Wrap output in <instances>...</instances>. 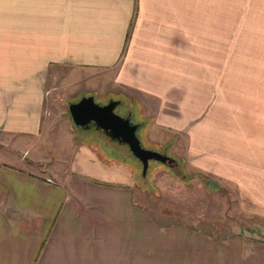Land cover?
<instances>
[{
    "label": "crops",
    "instance_id": "obj_1",
    "mask_svg": "<svg viewBox=\"0 0 264 264\" xmlns=\"http://www.w3.org/2000/svg\"><path fill=\"white\" fill-rule=\"evenodd\" d=\"M234 6L244 15L230 51ZM198 34H221L220 101L206 106L203 161L189 162L228 184L253 221L236 237L199 239L219 253H116L134 224L141 239L152 225L134 207L132 165L62 144L45 88L112 70L110 86L165 97L196 67ZM3 155L0 264H264V0H0Z\"/></svg>",
    "mask_w": 264,
    "mask_h": 264
},
{
    "label": "rangeland",
    "instance_id": "obj_2",
    "mask_svg": "<svg viewBox=\"0 0 264 264\" xmlns=\"http://www.w3.org/2000/svg\"><path fill=\"white\" fill-rule=\"evenodd\" d=\"M236 1L240 0H229V3ZM235 7L232 8L236 13L229 12L230 51L237 46L235 29L241 14ZM200 35L196 67L182 70V86L170 88L165 97L110 86L112 70L99 72L98 82L86 78L68 88H45L46 94L53 95L49 110L56 127L60 125L62 144L71 138L76 142L84 141L100 158L132 165L134 207L139 208V213L142 212L153 226L143 225L144 238L141 239L136 235L139 229L134 224L132 239L121 242L117 238L116 253H219L218 246L206 248L199 239L206 235L215 239L236 237L237 223L246 225L247 220L248 224L253 221L238 212L235 193L228 184L211 181L203 170L189 162L190 159L203 161L206 106H210L211 101L219 106L220 101V87L215 84L219 85L221 78V34H204L206 40H200ZM69 72L63 68L52 74L62 78ZM85 95H92L97 104L118 100L114 112L129 115L130 122L137 123L135 134L141 147L165 154L173 161L161 163L150 159L142 175L140 162L125 144L111 140L93 125L87 129L75 126L67 105ZM65 129L69 133L64 135ZM190 146L196 151L191 153ZM60 154L65 156L68 152L60 151ZM0 158L10 159L8 155ZM136 215L134 212V219ZM178 227L184 228L182 235L174 232Z\"/></svg>",
    "mask_w": 264,
    "mask_h": 264
},
{
    "label": "water",
    "instance_id": "obj_3",
    "mask_svg": "<svg viewBox=\"0 0 264 264\" xmlns=\"http://www.w3.org/2000/svg\"><path fill=\"white\" fill-rule=\"evenodd\" d=\"M117 104L118 100L113 99L104 104H97L92 95H85L77 101L68 103L67 110L75 126L87 127L89 123H92L108 138L125 144L129 152L140 162L142 175L145 173L150 159L161 163H171L173 161L171 157L141 147L135 134L137 123H131L129 115L120 116L115 113L114 108Z\"/></svg>",
    "mask_w": 264,
    "mask_h": 264
},
{
    "label": "flooded vegetation",
    "instance_id": "obj_4",
    "mask_svg": "<svg viewBox=\"0 0 264 264\" xmlns=\"http://www.w3.org/2000/svg\"><path fill=\"white\" fill-rule=\"evenodd\" d=\"M118 103H119V101H118ZM93 124L92 123H89L88 125H87V127H81V128H83V129H87L88 127H90V126H92ZM94 126V125H93ZM100 130V129H99ZM112 140V139H111ZM114 141H116V140H114ZM117 142V141H116ZM127 147V146H126Z\"/></svg>",
    "mask_w": 264,
    "mask_h": 264
},
{
    "label": "trees",
    "instance_id": "obj_5",
    "mask_svg": "<svg viewBox=\"0 0 264 264\" xmlns=\"http://www.w3.org/2000/svg\"><path fill=\"white\" fill-rule=\"evenodd\" d=\"M191 178V177H190ZM180 179L182 180V181H184L185 179H184V177H180Z\"/></svg>",
    "mask_w": 264,
    "mask_h": 264
}]
</instances>
